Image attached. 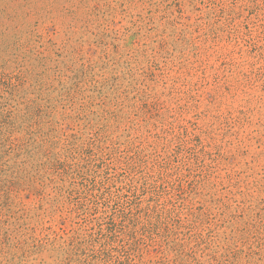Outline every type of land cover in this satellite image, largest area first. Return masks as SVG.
Wrapping results in <instances>:
<instances>
[{
	"label": "rangeland",
	"instance_id": "374dc122",
	"mask_svg": "<svg viewBox=\"0 0 264 264\" xmlns=\"http://www.w3.org/2000/svg\"><path fill=\"white\" fill-rule=\"evenodd\" d=\"M0 264H264V0H0Z\"/></svg>",
	"mask_w": 264,
	"mask_h": 264
}]
</instances>
